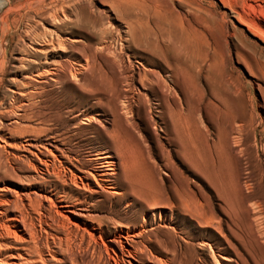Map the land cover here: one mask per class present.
Returning a JSON list of instances; mask_svg holds the SVG:
<instances>
[{
	"label": "rangeland",
	"instance_id": "1",
	"mask_svg": "<svg viewBox=\"0 0 264 264\" xmlns=\"http://www.w3.org/2000/svg\"><path fill=\"white\" fill-rule=\"evenodd\" d=\"M56 10L57 17H65L67 22L60 31L45 23ZM46 27L47 32L53 29L65 41L61 47L65 52H58L65 54L73 67L89 68L77 76L86 86L76 82L48 87L45 100H50L44 105L58 111L61 118L51 127L64 135L67 148L75 153L71 155L87 165L103 146L93 132L104 129L101 133L105 136L113 130V121L120 118L128 127L129 147L158 187L155 194L142 197L131 189L130 193V184L123 176L117 191L129 192L128 197L95 193L100 190L95 183L90 192L81 188V183L75 185L79 187L69 180L57 183L59 191L76 197L78 208L88 209L85 219L63 210L64 216L70 217L63 220L59 209L45 200L36 205L38 208H31L25 196V204L18 203L17 210L15 204L9 207L3 203L13 202L18 193L53 189L41 180L45 176L39 177L29 168L30 151L35 150L21 145L35 139L30 129L39 126L31 121L26 106L34 100L19 94L33 90L23 87L31 74L21 70V50L28 47L27 32L44 33ZM185 47H189L194 62V83L181 85V80L175 82L177 86L168 67L178 57L185 59ZM151 71L163 78L172 92L161 98L163 103L159 90L155 94L144 86L155 79ZM36 74L33 79H37ZM0 153V225L12 226L14 213L22 210L27 215L26 232L35 238L39 234L34 243L31 235L19 231L16 233L24 236L23 242L15 240L13 234L0 240V259L18 264L20 260L21 264H127L118 247L119 238L129 230L135 234L145 229V235L136 238L139 247L147 249L146 256L150 254L140 256L138 261L144 264L158 256L169 260L168 264H227L224 257L236 259L234 251L246 248L248 257L254 259L248 258L250 264L255 260L264 264V0H0ZM53 154L60 156L58 151ZM125 170L121 165L119 172ZM132 187L138 189L140 184ZM69 221H76L77 227ZM62 222L68 223L65 226ZM48 243L54 251L51 255ZM29 245L41 248V254H23ZM225 245L224 255L218 253ZM16 254L29 261L22 257L13 260Z\"/></svg>",
	"mask_w": 264,
	"mask_h": 264
},
{
	"label": "bare ground",
	"instance_id": "2",
	"mask_svg": "<svg viewBox=\"0 0 264 264\" xmlns=\"http://www.w3.org/2000/svg\"><path fill=\"white\" fill-rule=\"evenodd\" d=\"M62 10V8H61ZM64 11V10H63ZM10 12V11H9ZM57 10L55 11V13H51L53 15H49V22H46L49 26L55 28L56 30L60 31V29L62 28V26H66V18L63 17V19L60 17L58 18L57 17ZM61 12V11H60ZM46 14V13H45ZM45 14H44V17H45ZM46 14V15H47ZM7 17L8 15L4 16L3 18L5 19V23L7 22ZM47 17V16H46ZM45 19V18H44ZM51 20V21H50ZM53 20V21H52ZM68 21V20H67ZM54 22V23H52ZM7 24V23H6ZM55 26H54V25ZM31 28H34L31 26ZM35 29V28H34ZM33 29V30H34ZM49 29V28H48ZM30 30L29 27L27 29V31ZM38 30V29H37ZM31 31V30H30ZM47 27H46V31L44 33H38L36 31L34 32H27L26 33V38L25 40L29 41V43L27 44V46H25V44H23L25 47L21 50L22 51V54H21V58L20 59H23V60H19V61H22L21 64V70L25 73V74H31V77L29 75V77L27 76V79L28 82L26 84H24V88H27V89H33L31 90V92H23V91H20L19 94L24 97L25 99H32L34 100V103L29 105V104H26L27 107H29V114H30V118H31V121H35V122H38L39 126L38 127H34L30 130H32V135L35 137V139H32L31 141H26V143L24 144L22 142L21 145H23L24 148H29V149H33L35 151H30V154H31V158L28 159V164H29V168L37 175H43L45 176V179H42L41 180L43 181L44 184L48 185V187H50V189L53 187V189L51 191H48L47 189H43L41 188L39 191H29V192H23L22 195L18 193V195L16 196L15 200L13 202H6L4 201L3 203L5 204H8L9 207H11V204H15V210H17L16 208L19 207L17 206L18 203L21 204L23 206V203L24 200H23V196H25L27 199H28V202H29V206L31 208H38V206H36L38 203H41V201H46L48 202L49 204H51V207L53 208H56V209H59V211L57 212L58 213V216L59 217H63L64 219L66 218H69V216H64V214L62 213L63 210H65L66 213H69L71 214L72 216H75V217H80V218H86L88 215H87V212L85 213V211H87L86 209H80L78 208V206H80L78 204L79 201H75L76 197L73 199L69 196V192L66 193V192H62L61 190L59 191V187H58V184L57 183H66L68 180L70 181L71 185L74 184L75 185H78L81 183L82 187L81 188H84V189H89L88 192H90V186L95 185L100 189V190H95V193H98V194H106V195H109V196H112V197H115V198H119V197H125V195H127L128 197V193L130 192V189L131 191H136V193H138L139 195H141L142 197L143 196H148L150 195L151 193L155 194L158 190V187L156 185V183L154 182V180H151L150 178H148L144 172V167L142 168V164L139 163L137 157L134 155V152L133 150H131V148L129 147L128 145V137H129V131H128V127L126 126V124L120 120V118H117L113 121L114 123V128L113 130L110 132H107L106 131V134L105 136L102 135L101 132L104 131V129L101 128L100 129H103L100 130L101 132H98L97 131V128H96V131L93 132V133H96L95 135H97L98 137V141L101 140L102 143H103V146L101 148H99V150H97L91 157L88 159V163L87 165L86 164H81L82 162L79 161L78 158L76 157H73L71 154H75V153H71L70 151H72L71 149H69V147L67 148V141H66V138L64 137L63 134H60L57 133L55 131L53 127L54 123L55 122H58L57 120H59L60 118V114L53 111L52 108L48 107V106H45L44 104L48 101H46L45 99L47 98V90H48V87H51V86H55L54 88H57L59 86H67L68 84H76L77 83H80V80H78L77 76L78 74H81V73H84V71H89L88 67L87 66H84V65H80V69H77L76 67H73L72 65V61L69 62L68 59H65L64 56L65 54H60L58 51H64L65 52V48L64 50L61 49V47H63L64 45V40H62L60 38V36L58 35V33L52 29L53 32H47ZM24 39V37H23ZM22 39V40H23ZM21 40V42H22ZM70 41V40H69ZM26 42V41H25ZM77 42V41H76ZM75 42V43H76ZM24 43V41H23ZM70 43V42H69ZM68 44V43H67ZM20 45V43H19ZM150 45V44H149ZM22 46V45H21ZM151 46V45H150ZM71 47V46H70ZM153 47V46H152ZM74 48V47H73ZM155 48V47H154ZM153 48V49H154ZM72 49V48H71ZM151 49V51H154L152 50V48H149ZM182 49H184L182 47ZM70 50V49H69ZM76 50V48H75ZM90 50V49H89ZM68 51V50H66ZM72 51V50H71ZM150 51V50H149ZM150 51V52H151ZM72 52H75V51H72ZM77 52V50H76ZM85 53V52H84ZM88 53V52H87ZM71 54V52H70ZM157 54V53H156ZM190 54V49L189 47H185V52H184V60L182 61L179 57L176 58V60L173 62V63H170L169 64V76L172 80V82L174 83V85H177L176 83H178L179 81L181 82L182 80V83L181 85L184 84L187 82H190V83H194V76L192 74V69L194 68V62L191 61L192 59V56H189ZM67 55V53H66ZM76 55V54H75ZM86 55V53H85ZM155 55V53H154ZM53 58H59L58 61H51ZM69 58V57H68ZM88 58V57H86ZM73 60V59H72ZM92 60V59H91ZM18 61V60H17ZM76 61V60H75ZM89 61V60H88ZM92 62V61H91ZM189 62H191L189 64ZM87 63V61H86ZM76 64V63H75ZM78 66V64H76ZM90 65V64H89ZM92 68V67H90ZM152 72V71H151ZM34 73H37L36 74V77L37 79H33L32 75ZM150 73V72H149ZM152 73H154V75H151ZM150 75L151 77L154 78L155 76V79H151V80H148L147 83L144 84L145 88L149 87V91H154L155 94H157L159 91H160V101L162 100L161 103L164 102L163 99H161L162 97L164 98V96L166 94H170L171 90L170 88L168 87L167 85V82L161 78L158 75H155V72H152ZM157 73V72H156ZM158 74V73H157ZM142 75V74H141ZM150 75H147L148 76V79H150ZM145 75H143L144 77ZM39 79V80H38ZM83 79V81H86L85 78H81ZM144 79V78H143ZM93 80H96V79H93ZM146 82V80H145ZM176 82V83H175ZM74 84V85H75ZM82 84V83H80ZM179 84V83H178ZM57 85V86H56ZM83 86L85 84V82H83L82 84ZM88 85H91V84H88ZM186 85V84H185ZM184 85V86H185ZM99 86V85H98ZM171 86V85H170ZM179 86V85H177ZM90 88H92V85L91 86H88ZM69 88V87H68ZM75 88V87H74ZM82 88V87H81ZM87 88V87H86ZM94 88V87H93ZM99 88V87H98ZM61 89V88H59ZM79 89V88H78ZM76 89V90H78ZM173 89V88H172ZM51 90V88H50ZM65 90V88H64ZM74 90V89H73ZM84 90V89H83ZM146 90V89H145ZM159 90L157 93L156 91ZM49 91V90H48ZM75 91V90H74ZM73 91V92H74ZM98 91V89H97ZM100 91V89H99ZM66 92V91H65ZM153 92V93H154ZM172 93V92H171ZM152 94V93H151ZM154 94V95H155ZM174 94V92H173ZM47 95V96H45ZM94 95V94H93ZM173 96V95H172ZM158 98V96H156ZM166 97V96H165ZM169 97V95H168ZM171 97V96H170ZM65 99V98H64ZM159 99V98H158ZM52 100V99H51ZM66 101V100H65ZM52 102V101H51ZM69 102V101H68ZM66 103V102H64ZM25 104V103H24ZM23 104V105H24ZM43 104V105H42ZM47 104V103H46ZM70 104V103H69ZM62 105V104H61ZM71 105V104H70ZM162 105V104H161ZM57 106V105H56ZM64 106V105H63ZM55 107V106H54ZM53 107V108H54ZM65 107V106H64ZM69 107V106H68ZM67 107V108H68ZM72 107V106H71ZM77 107V106H76ZM56 108V107H55ZM74 108V107H73ZM79 108V107H78ZM162 109V108H161ZM14 110V109H13ZM12 110V111H13ZM55 110V109H54ZM72 112H74L72 109H70ZM76 110V108H75ZM164 110V108H163ZM23 112H25L24 110H22ZM70 111V112H71ZM161 111V110H160ZM170 111H174V110H169ZM14 112V111H13ZM66 112V110H65ZM78 112H79V109H78ZM81 112V111H80ZM165 112V111H163ZM162 112V113H163ZM18 112H16V115H18V117L22 116V114H17ZM62 113V112H60ZM84 113V112H83ZM83 113H78L77 116L79 115H82L84 116ZM166 113V112H165ZM12 114V113H11ZM69 113L67 112V115ZM87 114V112H86ZM167 114V113H166ZM165 114V115H166ZM175 114V112H173V115ZM24 115V114H23ZM161 115V114H160ZM63 116V114H62ZM71 116V115H70ZM81 116V117H82ZM64 117V116H63ZM86 117V115H85ZM77 118V117H76ZM87 119L89 118L88 116L86 117ZM19 119V118H18ZM61 119V118H60ZM91 119V117H90ZM94 119V118H93ZM89 120V119H88ZM15 123V121H13ZM90 122V121H89ZM52 126V127H51ZM182 127V126H181ZM58 128V127H56ZM104 133V132H103ZM76 134V133H75ZM74 134V135H75ZM94 135V136H95ZM77 136V135H76ZM43 137H48L47 140L46 139H43L45 140L46 142H43L42 138ZM93 138V137H91ZM70 138L68 137V140ZM75 140V139H74ZM73 140V141H74ZM77 140V139H76ZM75 140V141H76ZM80 140V139H78ZM89 140V139H88ZM94 140V138L92 139ZM72 141V140H71ZM71 141H68V142H71ZM96 141V140H95ZM97 141V143H98ZM78 143V142H77ZM88 143V142H87ZM92 143V142H91ZM78 145V144H77ZM80 145V144H79ZM100 145V144H99ZM69 146V145H68ZM53 148V151H58L60 153V156L59 158H63L65 160H59L58 156H55L53 154V151L50 149ZM79 147V146H78ZM23 148V149H24ZM70 148H71V145H70ZM26 150V149H24ZM27 151V150H26ZM94 152V151H93ZM55 153V152H54ZM79 153V151H78ZM76 153V154H78ZM114 153H116L115 155H117V157L119 156L120 157V162L116 161V157L114 156ZM29 154V153H28ZM1 155V153H0ZM57 155V154H56ZM5 157V156H4ZM3 157V158H4ZM28 157V156H27ZM89 157V155H88ZM20 158V157H19ZM18 158V160H19ZM22 159V158H21ZM20 159V161H21ZM118 159V158H117ZM2 158L0 156V164H2ZM6 160V159H5ZM4 160V161H5ZM23 160V159H22ZM3 161V162H4ZM10 161V160H9ZM87 161V160H86ZM8 162V161H7ZM26 162V161H25ZM9 163V162H8ZM84 163V162H83ZM27 164V165H28ZM8 165V164H7ZM123 167V169H126L125 172L123 173H120L119 172V169L120 167ZM1 166V165H0ZM10 166H8V169H9ZM7 169V171H8ZM13 169V167H12ZM17 169V168H16ZM19 169V168H18ZM1 170V169H0ZM10 170H11V167H10ZM121 171V170H120ZM147 171V170H146ZM154 171V170H153ZM69 173V174H68ZM79 173V174H78ZM9 174V173H8ZM122 176L123 178H125V180H127V182L130 184V188L127 189V191L129 190V192H120V191H117L120 186H119V182H122ZM40 177V176H39ZM156 177V176H155ZM44 178V177H43ZM40 179V178H39ZM38 179V180H39ZM122 179V180H121ZM121 180V181H120ZM158 180V179H156ZM93 181V182H92ZM41 182V181H39ZM68 182V184H70ZM43 184V185H44ZM49 184H52V185H49ZM136 184H140V188H133L132 186L133 185H136ZM160 184V183H159ZM61 185V184H60ZM64 185V184H62ZM67 185V184H66ZM132 185V186H131ZM42 186V184H41ZM119 186V187H118ZM47 187V186H46ZM75 187H79V186H75ZM93 187V186H92ZM126 188L128 187V185L126 184L125 186ZM45 188V187H44ZM68 188V187H67ZM162 188V187H161ZM63 190V188H60ZM79 190V189H78ZM81 190V189H80ZM83 190V189H82ZM126 190V189H125ZM52 191H55L56 194L52 193ZM67 191V190H66ZM84 191V190H83ZM93 191V190H92ZM94 192V191H93ZM92 192V193H93ZM62 193V194H61ZM131 193V192H130ZM150 193V194H149ZM35 195L34 197H32V195ZM91 194V193H90ZM55 195V198L53 197ZM74 195V194H73ZM84 195V194H83ZM94 195V194H92ZM140 196V197H141ZM73 197V196H72ZM126 197V198H127ZM150 197V196H149ZM52 198L54 200H52ZM84 198V197H82ZM89 198V197H88ZM121 199V198H120ZM138 199V198H137ZM81 200V199H80ZM85 200V198H84ZM118 200V199H117ZM44 201V202H45ZM1 202V201H0ZM85 202V201H84ZM82 203V202H81ZM87 204V203H86ZM89 204V203H88ZM98 204V203H97ZM27 205V204H26ZM39 205V204H38ZM95 205V204H94ZM166 205V204H165ZM168 206H170V204H167ZM41 206V205H40ZM39 206V207H40ZM85 206V205H84ZM81 207H83L81 205ZM14 208V207H12ZM90 208V207H89ZM167 208V207H166ZM7 209V208H6ZM169 209V208H168ZM171 209V207H170ZM19 210V209H18ZM21 210V209H20ZM34 210V209H32ZM53 210V209H52ZM55 210V209H54ZM90 210V209H89ZM92 210V209H91ZM94 210V209H93ZM200 210V209H199ZM6 211V210H5ZM14 210L12 209V212ZM35 211V210H34ZM4 212V211H3ZM18 212L17 214L14 213V216L11 218V222H12V226H8L6 224H2L0 225V240H3L5 238H9V237H12V234L14 236V239L17 238V240H21L22 237H20L22 234L23 235H26L28 234L29 235V232L26 230H28L27 228V224H26V218H27V215L25 216L24 213L21 211H16ZM29 212V211H28ZM37 212V211H36ZM35 212V213H36ZM200 212V211H199ZM1 213V212H0ZM8 213V212H7ZM27 213V212H26ZM41 213V212H40ZM55 213V212H54ZM53 214V213H52ZM195 214V213H194ZM39 215V214H38ZM47 215V214H45ZM50 215V213H49ZM66 215V214H65ZM94 218V215L91 214ZM43 216V215H42ZM44 218V217H43ZM47 218H50V217H47ZM62 218V219H63ZM51 219H54L53 217H51ZM50 221L54 222V220H51ZM63 219V220H64ZM89 219V218H88ZM92 219V218H91ZM40 220V219H39ZM42 220V219H41ZM60 220V219H59ZM62 220V221H63ZM87 220V219H86ZM98 220V219H96ZM5 221V220H4ZM30 221V220H29ZM68 221V220H67ZM100 221V220H98ZM10 222V223H11ZM31 222V221H30ZM30 222H28L30 224ZM61 222V220H60ZM76 222V221H75ZM75 222H71L72 224H70V221H69V225H73V226H76V224L74 225ZM32 223V222H31ZM42 223H43V220H42ZM49 223V222H48ZM65 223V226L66 222H62L61 224L64 225ZM94 223V222H93ZM100 223V222H99ZM51 224V223H50ZM55 224V223H54ZM60 223H58V227L61 225H59ZM98 224V223H97ZM23 226V229L21 228V226ZM36 225V224H35ZM53 225V224H51ZM50 225V226H51ZM56 225V226H57ZM62 225L60 226L61 228ZM34 226V225H33ZM40 226V225H39ZM54 226V225H53ZM64 226V228H65ZM68 226V225H67ZM81 226V225H80ZM79 226V227H80ZM59 227V228H60ZM71 226H68L67 228H69ZM77 227V226H76ZM11 228H14L15 231H11ZM31 228V231H32V227ZM29 228V230H30ZM60 228V229H61ZM95 228V227H94ZM34 229V228H33ZM41 229V228H40ZM39 229V230H40ZM71 229V228H70ZM81 229V227H80ZM83 229V228H82ZM85 229V228H84ZM37 229L35 228L34 231H36ZM62 230V229H61ZM79 230V229H78ZM17 231H19L21 233L20 236L17 235ZM30 231V233H31ZM44 231V230H43ZM58 231V230H57ZM71 231V230H70ZM82 231H85V230H82ZM88 231V230H87ZM69 232V231H68ZM89 232V231H88ZM87 232V233H88ZM132 231L129 230L128 232H126V235L123 236V239L122 238H119V246L120 247V250H121V253L123 256H125L127 258V260L125 259V262L127 264H134V262H138V264H144L142 262H139V258L140 256H146L147 254H145V251L144 248H140L139 245H138V239L136 240V238L138 237H142L145 235L146 231L145 229H142L140 230L138 233H135V234H130ZM36 233V232H35ZM44 233V232H42ZM46 233V232H45ZM44 233V234H45ZM84 233V232H83ZM33 234V233H32ZM37 234V233H36ZM41 234V233H40ZM67 234V233H66ZM90 234V232H89ZM31 235V234H30ZM29 235V236H30ZM39 235V234H38ZM38 235L36 236L38 238ZM68 235V234H67ZM147 235V234H146ZM54 236V235H53ZM92 236V235H91ZM122 236V235H121ZM93 237V236H92ZM37 238H35L34 236L31 235V241L32 243H34V240H36ZM42 238H43V235H42ZM55 238V237H54ZM57 238V237H56ZM67 238V237H66ZM13 239V238H12ZM40 239V238H39ZM38 239V240H39ZM16 240V239H15ZM28 240V239H27ZM55 240V239H54ZM57 241H59L58 239H56ZM143 240V239H142ZM228 240V239H227ZM226 240V241H227ZM22 241V240H21ZM20 241V243H21ZM29 241V240H28ZM41 241V240H40ZM65 243L66 240H64ZM140 241V240H139ZM2 242V241H1ZM17 242V241H16ZM23 242V241H22ZM25 242V241H24ZM27 242V241H26ZM30 242V241H29ZM41 242H44V241H41ZM49 242V241H48ZM60 242V241H59ZM40 243V242H39ZM62 243V242H61ZM141 243V242H140ZM223 243V242H222ZM225 243V242H224ZM18 244V243H17ZM29 244V243H28ZM36 244V243H35ZM49 244V243H48ZM53 244H57L56 242H54ZM64 244V243H63ZM219 244V243H218ZM2 244H0V247H1ZM5 245V244H4ZM8 245V244H7ZM25 245V244H24ZM37 245V244H36ZM33 246L26 249V251H24L25 253L23 254H27V253H40L41 254V251L40 249L37 247V246ZM40 245H42L40 243ZM47 245V243H46ZM45 245V246H46ZM50 245V244H49ZM60 245V244H59ZM104 245V244H103ZM106 245V244H105ZM141 245V244H140ZM44 246V245H43ZM145 246V245H144ZM227 245H225L224 247H219L217 249L218 253L220 254H223L225 253ZM254 246V245H253ZM256 246V245H255ZM7 247V246H6ZM4 246V248H6ZM57 247H60V246H57ZM64 247V246H63ZM112 247V246H111ZM243 247V246H242ZM3 248V247H2ZM15 248V247H14ZM51 245H50V248L47 247V253L48 254H53L54 251H52L51 249ZM107 248V247H105ZM166 248V247H165ZM1 249V248H0ZM7 249V248H6ZM22 249V248H21ZM56 249V248H55ZM59 249V248H58ZM62 249V248H60ZM64 249V248H63ZM175 249V248H174ZM244 249V247H243ZM247 249V248H246ZM246 249H244L243 251H238L236 249L235 252V255H236V259H231V257L227 258V257H224V259H226L227 261V264H250V261L248 262V258L252 257V255L249 256L250 252L247 251ZM252 250L254 248H251ZM256 249V248H255ZM45 250V249H44ZM42 250V251H44ZM54 250V249H53ZM112 250V249H111ZM250 250V249H249ZM18 251V250H17ZM23 251V250H22ZM57 250H55V253H56ZM108 251V250H106ZM245 251V252H244ZM19 252V251H18ZM46 252V251H44ZM62 252V251H61ZM160 252V251H159ZM164 252V251H163ZM162 252V253H163ZM172 252V251H170ZM253 252V251H252ZM256 251H254L255 253ZM21 253V252H20ZM64 253V251H63ZM117 253V252H115ZM161 253V252H160ZM229 253V251H228ZM37 254V255H38ZM43 254V253H42ZM110 254V253H109ZM170 254V253H169ZM172 254V253H171ZM184 254V253H182ZM31 255V254H28V256ZM58 255V253L56 254ZM54 254V256H56ZM64 255V254H63ZM67 255V254H66ZM66 255H65V259H66ZM162 255V254H161ZM185 255V254H184ZM254 255H257L254 254ZM36 256V255H35ZM42 256V255H41ZM71 257V255H69ZM109 256V255H108ZM150 256V254L148 255ZM146 256V257H148ZM153 256V255H152ZM164 256V255H163ZM170 256V255H169ZM183 256V255H182ZM22 255L20 254H16V256H12L11 258L14 260V259H22L21 258ZM40 257V256H39ZM53 257V256H52ZM69 257V258H70ZM73 258L76 259V257H74L72 255ZM118 257H121V256H118ZM145 257V259H146ZM159 257V256H158ZM155 258V260L153 261H150L148 262V264H168V261L169 260H164V259H160V258ZM177 257V256H175ZM180 257V256H179ZM178 257V258H179ZM185 257V256H184ZM258 257V256H257ZM42 257H40L41 259ZM68 258V259H69ZM72 258V259H73ZM111 258V257H110ZM153 258V257H152ZM168 258V257H167ZM183 258V257H182ZM11 259V260H12ZM28 260L26 258H23V260ZM43 259V258H42ZM64 259V260H65ZM73 259V260H75ZM171 259V258H169ZM254 261L253 258H250ZM58 260V259H57ZM61 260V259H60ZM67 260V259H66ZM72 260V261H73ZM173 260V259H172ZM176 260V259H175ZM180 260V259H178ZM177 260V261H178ZM29 261V260H28ZM62 261V260H61ZM68 261V260H67ZM121 261V260H119ZM123 261V260H122ZM121 261V262H122ZM176 261V262H177ZM185 261V260H184ZM183 261V262H184ZM25 262V261H24ZM32 262V261H31ZM37 261H35L36 263ZM57 262V261H56ZM66 262V261H64ZM256 262V263H255ZM255 264H257L258 262L255 260ZM22 261L20 260V263L21 264ZM57 263H60L57 262ZM70 263H71V260H70ZM117 263V262H116ZM120 263V262H119ZM171 263V262H170ZM178 263V262H177ZM182 263V262H181ZM0 264H18V263H11L9 261H5L4 259H0ZM26 264V263H25ZM28 264V263H27ZM33 264V262L31 263ZM123 264V263H121ZM147 264V263H146ZM174 264V263H173ZM179 264V263H178Z\"/></svg>",
	"mask_w": 264,
	"mask_h": 264
}]
</instances>
